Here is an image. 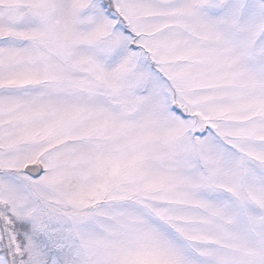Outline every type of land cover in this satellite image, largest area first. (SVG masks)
I'll return each instance as SVG.
<instances>
[{
    "label": "snow or ice",
    "instance_id": "snow-or-ice-1",
    "mask_svg": "<svg viewBox=\"0 0 264 264\" xmlns=\"http://www.w3.org/2000/svg\"><path fill=\"white\" fill-rule=\"evenodd\" d=\"M0 264H264V0H0Z\"/></svg>",
    "mask_w": 264,
    "mask_h": 264
}]
</instances>
